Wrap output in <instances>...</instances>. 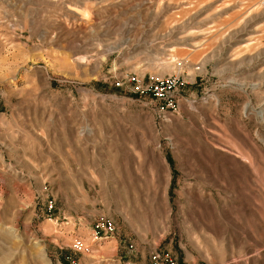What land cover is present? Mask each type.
<instances>
[{
	"label": "rangeland",
	"instance_id": "374dc122",
	"mask_svg": "<svg viewBox=\"0 0 264 264\" xmlns=\"http://www.w3.org/2000/svg\"><path fill=\"white\" fill-rule=\"evenodd\" d=\"M155 253L264 264V0H0V264Z\"/></svg>",
	"mask_w": 264,
	"mask_h": 264
},
{
	"label": "built area",
	"instance_id": "2783aa9c",
	"mask_svg": "<svg viewBox=\"0 0 264 264\" xmlns=\"http://www.w3.org/2000/svg\"><path fill=\"white\" fill-rule=\"evenodd\" d=\"M133 81L137 84V87L142 93H147L157 102L159 111L165 112L168 110L174 112L177 110L178 103L175 93L180 84V79L177 76L151 77L145 85H142L136 78H133ZM49 207L51 208V205ZM115 230L116 226L112 220L106 218L99 219L93 224V240H106L115 233ZM73 245L77 250H88V246L85 245L81 238H74ZM152 259L154 264H162L161 261H164L166 264H177V262L171 257H168V255H162L160 253L152 255Z\"/></svg>",
	"mask_w": 264,
	"mask_h": 264
}]
</instances>
